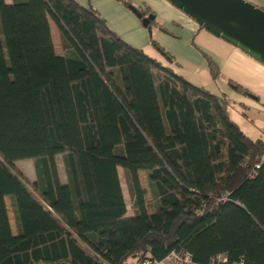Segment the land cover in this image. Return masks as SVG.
Here are the masks:
<instances>
[{
    "label": "trees",
    "instance_id": "trees-1",
    "mask_svg": "<svg viewBox=\"0 0 264 264\" xmlns=\"http://www.w3.org/2000/svg\"><path fill=\"white\" fill-rule=\"evenodd\" d=\"M229 105L75 0H0V264H129L174 249L201 264L217 253L264 264V140L247 136ZM28 158L30 184L14 165ZM139 171L157 201L151 212Z\"/></svg>",
    "mask_w": 264,
    "mask_h": 264
},
{
    "label": "crops",
    "instance_id": "crops-1",
    "mask_svg": "<svg viewBox=\"0 0 264 264\" xmlns=\"http://www.w3.org/2000/svg\"><path fill=\"white\" fill-rule=\"evenodd\" d=\"M12 1L5 0L6 3H12ZM75 1L88 7L87 0ZM101 1L107 7L108 15L114 22L112 25L113 32L123 41L132 47L142 49L149 56L170 66L175 72L192 83L194 81L188 76L190 73L195 76L197 73L207 72L215 85V91L211 92L224 95L229 100L230 118L250 138L264 140V64L223 39L214 36L208 30L200 28L191 17L167 0H130L132 4L144 8L146 16L150 13L154 14L153 21L149 23H152L151 31L155 41L172 56V60L169 61L163 58L161 54L158 55L159 51L152 45V38L147 34L148 28L144 27L141 19L135 17L130 10L120 3V0ZM247 1L264 9V0ZM93 6L95 7L94 10L97 11L98 8L99 13H102L98 4L94 3ZM68 45L65 46L68 47ZM148 48L149 50H147ZM58 54L60 53L58 52ZM156 55L159 58H156ZM205 55L216 65V77H212ZM185 68L187 69L186 73L184 72ZM194 84L204 87L203 84L197 82ZM30 159L28 158V160ZM31 160L33 161L32 182L36 175L34 160ZM15 229L18 230L17 223Z\"/></svg>",
    "mask_w": 264,
    "mask_h": 264
},
{
    "label": "water",
    "instance_id": "water-1",
    "mask_svg": "<svg viewBox=\"0 0 264 264\" xmlns=\"http://www.w3.org/2000/svg\"><path fill=\"white\" fill-rule=\"evenodd\" d=\"M214 36L264 64V9L247 0H167ZM144 27L154 14L143 16L131 6ZM254 97L252 94H249Z\"/></svg>",
    "mask_w": 264,
    "mask_h": 264
},
{
    "label": "rangeland",
    "instance_id": "rangeland-1",
    "mask_svg": "<svg viewBox=\"0 0 264 264\" xmlns=\"http://www.w3.org/2000/svg\"><path fill=\"white\" fill-rule=\"evenodd\" d=\"M86 3H88V7L92 8V9L93 8L95 9V7L93 6L94 3L98 4V7L102 10L103 14L99 13L100 10L98 8H97V11L96 10L95 11L97 12V14L100 17H102L106 21L108 27L112 30V25H114V22H112L110 16L108 15L109 11H108L107 7L105 6V4L101 0H93V2H92V0L91 1L87 0ZM120 3H122L128 10H130L134 14L135 17H137V16L132 11L131 6L136 8L138 10V12L143 14V16L144 15L146 16L145 9L136 5V4H132V2L130 0H120ZM152 21L153 20H151V22ZM151 24H149L150 32L147 31V34L153 40H155L154 34L151 31L152 30ZM51 28H52V34H53V39H54V45H55V49H56L57 53L59 52L60 54L66 55L67 52H69V48L67 46H65L66 44H68V40H66V38L63 36L62 32L55 25V23L51 22ZM147 50H149V48ZM159 54L160 53L158 52V55ZM158 55H156L155 57L159 58L160 55L159 56ZM185 71L187 72L186 68H185L184 72ZM188 76L190 77V79H192L194 81V83L197 82V83L203 84L205 89H208V91H210V92L215 91V85H214L213 81L211 80V78L207 72L197 73V74H195V76L193 73H190V75H188ZM55 160H56V164H57V171H58L59 178L61 181L64 182L65 181V171H64L63 164H62L61 155H57L55 157ZM32 162L33 161L31 159L30 160L20 159V160H17L16 163H14L16 169H18L23 174V176L25 177V179L28 181L29 184L31 182V179L33 178ZM118 175H119L122 193H123L124 200H125L126 207H127V214H132L133 213V208L131 205L132 204V197H131L129 190H128L126 175H125V173L121 167H118ZM138 175H139L140 184L145 190V203L147 205V210L149 212H151L155 208L157 201L153 196L151 186H150L149 180L147 178V172L146 171H139ZM5 202H6V206L8 208V213H9L12 231L15 233L16 232V229H15L16 220H15V215H14L15 213H14V208L12 205V200L9 197H6Z\"/></svg>",
    "mask_w": 264,
    "mask_h": 264
},
{
    "label": "built area",
    "instance_id": "built-area-1",
    "mask_svg": "<svg viewBox=\"0 0 264 264\" xmlns=\"http://www.w3.org/2000/svg\"><path fill=\"white\" fill-rule=\"evenodd\" d=\"M129 264H201L193 260L192 255L189 251L184 249H174L171 250L164 258L156 261L150 260L146 256L137 254L134 255ZM205 264H242L241 261L230 262L225 253H217L210 258V260Z\"/></svg>",
    "mask_w": 264,
    "mask_h": 264
}]
</instances>
